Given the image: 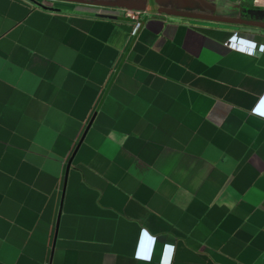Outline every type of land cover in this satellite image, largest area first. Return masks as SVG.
<instances>
[{
	"label": "crops",
	"instance_id": "1",
	"mask_svg": "<svg viewBox=\"0 0 264 264\" xmlns=\"http://www.w3.org/2000/svg\"><path fill=\"white\" fill-rule=\"evenodd\" d=\"M211 1L147 0L133 36L0 0V264H264V51L229 47L264 28Z\"/></svg>",
	"mask_w": 264,
	"mask_h": 264
},
{
	"label": "water",
	"instance_id": "2",
	"mask_svg": "<svg viewBox=\"0 0 264 264\" xmlns=\"http://www.w3.org/2000/svg\"><path fill=\"white\" fill-rule=\"evenodd\" d=\"M66 2H93L95 6L117 8V9H128L136 11H146L147 10V0H62ZM214 5V19L217 21H225L237 24H246L259 28H264L263 21H243L239 17L232 16L231 14H226L227 10H230L225 3H216V1H211ZM90 4V3H88ZM233 8V7H231ZM231 11H233L231 9Z\"/></svg>",
	"mask_w": 264,
	"mask_h": 264
},
{
	"label": "built area",
	"instance_id": "3",
	"mask_svg": "<svg viewBox=\"0 0 264 264\" xmlns=\"http://www.w3.org/2000/svg\"><path fill=\"white\" fill-rule=\"evenodd\" d=\"M100 12L118 13L132 18L135 21V25L132 31V35L135 36L141 29V18L148 13V11H136L128 9H117L108 7H98ZM257 38L249 37L242 33H236L229 43V47L243 51L252 55H259L264 51V42H261Z\"/></svg>",
	"mask_w": 264,
	"mask_h": 264
},
{
	"label": "flooded vegetation",
	"instance_id": "4",
	"mask_svg": "<svg viewBox=\"0 0 264 264\" xmlns=\"http://www.w3.org/2000/svg\"><path fill=\"white\" fill-rule=\"evenodd\" d=\"M227 13V12H226Z\"/></svg>",
	"mask_w": 264,
	"mask_h": 264
}]
</instances>
